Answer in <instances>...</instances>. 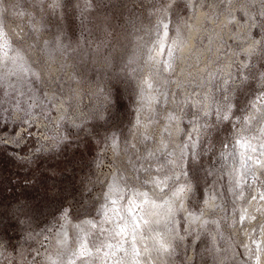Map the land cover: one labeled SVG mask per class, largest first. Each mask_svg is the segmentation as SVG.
<instances>
[{
	"label": "clouds",
	"instance_id": "9594fccd",
	"mask_svg": "<svg viewBox=\"0 0 264 264\" xmlns=\"http://www.w3.org/2000/svg\"><path fill=\"white\" fill-rule=\"evenodd\" d=\"M0 264H264V0H0Z\"/></svg>",
	"mask_w": 264,
	"mask_h": 264
}]
</instances>
